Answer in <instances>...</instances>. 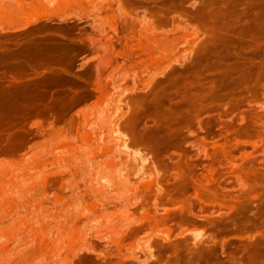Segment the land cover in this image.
<instances>
[{"label":"rangeland","instance_id":"rangeland-1","mask_svg":"<svg viewBox=\"0 0 264 264\" xmlns=\"http://www.w3.org/2000/svg\"><path fill=\"white\" fill-rule=\"evenodd\" d=\"M28 1L0 264H264V0Z\"/></svg>","mask_w":264,"mask_h":264},{"label":"crops","instance_id":"crops-1","mask_svg":"<svg viewBox=\"0 0 264 264\" xmlns=\"http://www.w3.org/2000/svg\"><path fill=\"white\" fill-rule=\"evenodd\" d=\"M27 6H29L28 0H0V24L19 22L16 20L18 15L15 14V11L17 8H27ZM2 29V32L12 31V29Z\"/></svg>","mask_w":264,"mask_h":264}]
</instances>
